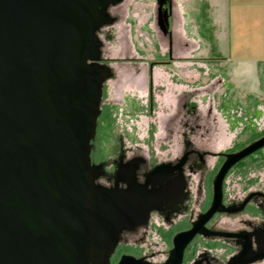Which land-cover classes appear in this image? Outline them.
Returning a JSON list of instances; mask_svg holds the SVG:
<instances>
[{
  "label": "water",
  "instance_id": "1",
  "mask_svg": "<svg viewBox=\"0 0 264 264\" xmlns=\"http://www.w3.org/2000/svg\"><path fill=\"white\" fill-rule=\"evenodd\" d=\"M121 2L0 0V264H110L120 233L147 225L150 211L160 209V181L149 189L132 170L122 178L126 187H107L97 182L102 166L92 162L103 88L112 75L102 62L99 32L115 24L109 9ZM170 16L172 31V9ZM263 148L264 135L220 153L225 160L210 207L174 236L161 264H182L198 235L240 236L207 224L217 213L242 211L256 195L227 205L224 184L234 166ZM118 264L153 263L126 254Z\"/></svg>",
  "mask_w": 264,
  "mask_h": 264
},
{
  "label": "rangeland",
  "instance_id": "2",
  "mask_svg": "<svg viewBox=\"0 0 264 264\" xmlns=\"http://www.w3.org/2000/svg\"><path fill=\"white\" fill-rule=\"evenodd\" d=\"M172 1L123 0L112 8L115 24L105 26L100 34L103 56L114 67L109 96L120 113L119 125L114 126V152L121 146L129 154L173 160L185 154L188 142L205 156L203 164L187 166V205L168 218L156 214L148 229H137L129 236L145 246L142 255H151L154 264L168 260L174 236L198 220L207 202L212 203L213 181L222 165L220 153L237 151L264 133V104L239 95L244 88L230 85L221 62L197 49L195 41L180 37ZM171 9L170 39L165 33L170 30ZM183 25L188 28L187 17ZM184 36L190 38L189 33ZM151 72L154 109L147 107L130 115L143 104L147 106ZM106 153L113 152L108 149ZM254 191L264 193V148L231 169L225 182V201L237 204ZM244 219H249L247 214L218 215L213 228L236 231L245 226ZM253 221L260 220L253 217ZM205 240L197 237L187 254L208 248Z\"/></svg>",
  "mask_w": 264,
  "mask_h": 264
},
{
  "label": "flooded vegetation",
  "instance_id": "3",
  "mask_svg": "<svg viewBox=\"0 0 264 264\" xmlns=\"http://www.w3.org/2000/svg\"><path fill=\"white\" fill-rule=\"evenodd\" d=\"M115 6H111L109 10L111 14L117 19V16L112 11V8ZM103 28L100 30L99 34H101ZM165 34H167L171 39L173 36V31H168ZM103 48L104 45L102 49ZM102 62L110 67L112 76H114V67L111 64V61L103 56V53ZM151 71L153 72L152 67ZM152 72V79L149 83L148 89L149 94L147 97V106L146 104H143L140 109H135V113H130V115L134 116L139 112H144L147 107H149V110L151 109V111L154 109L155 98ZM109 80H111V78L106 80L104 84L101 101V112L97 122L96 136L92 140V162L93 164L101 165L104 171L97 182L107 187H114L117 184H119L121 187H126L127 184L122 181V178L127 179L132 170L135 172L138 182L147 184L149 189L160 187V183H155L156 181H160L163 187V195L159 205L160 209H153L150 211L148 224L137 227L139 230L143 228L148 229L156 214L168 218L187 205L190 192L188 189V176L186 175L187 166H189V164L194 166L200 163L203 164L205 161V156L191 148V145L188 142L184 152L185 154L173 160L159 161L153 158L151 155H144L138 152L129 154L128 150L123 149L121 146H118L114 152V126L116 127L119 125L118 121L120 113L119 108L116 106V104H114V102L111 100V97L109 96ZM136 93L138 94V92ZM137 94H135V96ZM124 112L125 109L122 108L121 116L124 114ZM114 116H117L115 121ZM108 149H110L113 153L107 155L106 152ZM229 151L230 150L227 152ZM254 154H256V152ZM184 156H187L186 165H183L182 168H179L178 165ZM220 159L222 160L221 163H223L225 156L221 154ZM122 166H126L127 168L120 173ZM155 171L156 173H154ZM251 193H256V195L251 198L242 211L237 213H217L207 224V227L213 231L232 232L240 234V236H203L206 238L205 242L208 243V248L205 247L199 253L193 249L190 252L191 255H188L187 252L191 244L197 237L202 236L198 235L186 249L182 264H238V262L242 261H246L244 264H264V256L258 257L253 261H248L258 254L264 253V193L261 191H254ZM245 198L235 205L242 203ZM211 200L209 202H211ZM226 204L232 205L228 203ZM210 205L211 204L208 205V202L206 203L203 213L208 210ZM240 213L247 214L249 219H244L243 224H245V226H242L238 230L234 231L213 228V221L218 215H234ZM253 217L258 218L260 221L254 222ZM192 225L193 222L190 223L187 229L191 228ZM136 230H124L120 233L118 245L110 255V264H118L122 256L126 254L133 255L145 262L153 263L149 257L151 255H142V249L145 248V246L141 243H137V240H132L129 238V236L134 234ZM136 246H138L139 250L136 249ZM218 248L223 249V252L219 253ZM215 250L218 251L215 252ZM242 253L244 255L241 256Z\"/></svg>",
  "mask_w": 264,
  "mask_h": 264
},
{
  "label": "crops",
  "instance_id": "4",
  "mask_svg": "<svg viewBox=\"0 0 264 264\" xmlns=\"http://www.w3.org/2000/svg\"><path fill=\"white\" fill-rule=\"evenodd\" d=\"M173 1L180 37L221 62L230 85L244 88L239 95L264 104V0Z\"/></svg>",
  "mask_w": 264,
  "mask_h": 264
},
{
  "label": "trees",
  "instance_id": "5",
  "mask_svg": "<svg viewBox=\"0 0 264 264\" xmlns=\"http://www.w3.org/2000/svg\"><path fill=\"white\" fill-rule=\"evenodd\" d=\"M117 119V116H114V121ZM263 135H264V133H263ZM257 139V138H256ZM262 150V149H261ZM260 151V150H259ZM259 151H257L256 153H258ZM241 162H239L238 164H240ZM237 164V165H238Z\"/></svg>",
  "mask_w": 264,
  "mask_h": 264
}]
</instances>
